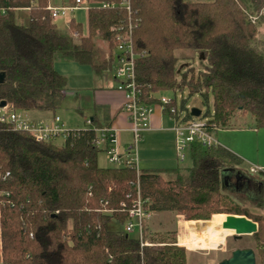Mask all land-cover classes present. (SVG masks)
Here are the masks:
<instances>
[{
  "label": "trees",
  "instance_id": "16d2710c",
  "mask_svg": "<svg viewBox=\"0 0 264 264\" xmlns=\"http://www.w3.org/2000/svg\"><path fill=\"white\" fill-rule=\"evenodd\" d=\"M96 1L116 6L91 7L86 26L72 17L69 30L75 38L57 30L48 9L51 0H0V73L5 74L0 102L55 113L68 86L55 68L56 58H71L103 75L115 62L116 27L132 21L136 80L144 102L157 103L154 92L187 88L205 102L211 93L214 111L205 115L218 127H228L240 113L264 128V37L259 35L264 12L261 22L250 17L264 10V0H129L130 13L124 0ZM98 41L104 43V55ZM196 56L204 69L197 76L193 67L179 74V61L193 62ZM185 104L184 99L182 109ZM164 112L170 114V107ZM98 123L95 116L92 124ZM96 136L94 128L81 129L57 145L0 122V168L4 175L9 172L0 181L13 202L2 215L4 264H187L188 249L176 233L147 234L151 244L142 247L137 233L122 230L126 213L121 204H130V193L136 195L137 174L128 167L100 165ZM190 156L189 167L141 171L147 207L175 211L187 221L246 215L258 223L252 236L264 264V213L222 188V167L240 160L220 146L208 149L200 143L192 145ZM200 231L194 243H202Z\"/></svg>",
  "mask_w": 264,
  "mask_h": 264
},
{
  "label": "built area",
  "instance_id": "2783aa9c",
  "mask_svg": "<svg viewBox=\"0 0 264 264\" xmlns=\"http://www.w3.org/2000/svg\"><path fill=\"white\" fill-rule=\"evenodd\" d=\"M59 3L50 2L48 9L52 20L60 17H68L71 12L78 9L88 10L91 7L109 8L116 6L115 2L96 1V0H57ZM122 5L126 6L128 12H131L129 0H124ZM253 22H256L257 16H250ZM135 24L131 21L128 24H122L116 27V49L115 62L110 75L117 80V88L125 94L123 111L126 112L131 124L132 141L122 147L117 134L110 127L94 128L97 136L94 143L105 151L108 162L116 167H128L136 171L137 181L135 186L137 193L128 195L130 204L122 202V210L126 213L124 221V231L128 234L137 233L141 246L151 244L145 239L146 222L152 214V210L147 207L150 204L149 198H143L140 184V160L138 154V144L143 134L152 127V115L156 106H160L163 111L170 107V116L174 122L172 130L175 134L176 155L180 163L185 162L193 144L200 143L204 148L221 146L216 133L220 129L211 120L212 116H206L201 113L194 116L191 108L182 109L177 106V97L170 96L162 92L151 94L157 99V103H146L141 98V89L136 80V58L137 54L133 46V31ZM73 37H78L77 33H72ZM176 101V106H171L172 101ZM0 122L10 123L15 129L31 133L37 140L45 142H54L57 138H63L64 142L76 130L69 129L63 116L56 111L51 121L35 122L32 120L28 111L16 109L10 104L1 106L0 104ZM90 124V122L88 121ZM253 173L263 171L260 167H251ZM9 172L5 175L1 172L0 180H5ZM13 204L11 193L1 186L0 181V264L3 263V249L5 244V235L3 228V209Z\"/></svg>",
  "mask_w": 264,
  "mask_h": 264
},
{
  "label": "crops",
  "instance_id": "0c3cea01",
  "mask_svg": "<svg viewBox=\"0 0 264 264\" xmlns=\"http://www.w3.org/2000/svg\"><path fill=\"white\" fill-rule=\"evenodd\" d=\"M55 3H59L56 0H51ZM23 13H27V10H23ZM72 17V16H71ZM70 17V18H71ZM22 20H27L26 16L20 17ZM69 19L68 20V28H69ZM56 26L57 19L53 21ZM69 35L72 36V33L69 30ZM78 65L83 79L81 81L80 88L72 87V79L71 75L65 71L64 66L68 65ZM75 63V64H74ZM85 64H80L74 61L71 58L66 57H57L55 60V68L65 75L68 79V86L65 92V96L70 93H77L80 96L85 94L88 97H91L93 101V109L94 114L88 118L86 117L85 125L80 127L77 130L81 129H90V128H105L110 127L113 131L117 134L120 144L122 147L126 146L132 141V133H131V124L126 112L123 111V105L125 102V94L122 90L117 88V80L110 75V71L103 75H98L94 72L93 68H85ZM114 66V64H113ZM112 66V69H113ZM72 85V86H71ZM170 91H163L162 93L168 94ZM169 95V94H168ZM65 96L63 101L65 100ZM176 96V95H174ZM62 108V106L60 107ZM58 108L56 111H58ZM187 108V107H186ZM55 111V112H56ZM29 115L31 116L32 120L35 122H49L52 120L54 113L47 112V111H28ZM97 116L99 120V125L92 124L94 117ZM90 122V124L88 123ZM233 121V119H232ZM231 121L230 125L225 128H220L216 133V136L221 144V148H224L229 153L235 155L239 160L240 163L234 166H223L221 170V182L223 190L228 193L233 199L236 201L250 207L249 203L252 207V210L256 209V211L264 213V173L256 172L253 173L250 171V168L260 167L264 171V161H261L260 158L251 151L250 146L254 145V143L258 145V140L264 138V128H242V127H235L233 122ZM66 126L68 127L66 121ZM173 120L171 116L164 112L160 106H156V109L152 115V127L150 130L146 131L140 142L143 143L142 148L145 149L146 142L155 141L159 145L163 140L160 136H157L153 133H160V134H168L171 135L172 141L175 142V134L172 130L173 127ZM98 126V127H97ZM69 128V127H68ZM245 134V137L243 136ZM257 140H255V138ZM165 137V136H164ZM139 142V143H140ZM174 145V144H173ZM173 148V147H172ZM176 150V147H175ZM138 154L140 164L142 160H145L142 155L139 153V144H138ZM107 160V156H106ZM176 160L178 162L177 167L180 166V162L176 155ZM108 161V160H107ZM109 163V162H108ZM104 167L113 166V165H102ZM141 167V165H140ZM168 168H175V167H164L160 169H146V170H163ZM142 170H145L141 168ZM226 169H231L232 171L229 173L224 174V183L222 181V173ZM237 171V173H236ZM238 175L239 178L237 177ZM162 212H155V214H161ZM153 213V212H152ZM152 216V214H151ZM150 216V217H151ZM180 216V215H178ZM214 217H220L221 223L223 219L222 214H216ZM212 220H209L208 223H211ZM181 221H179L180 223ZM194 220L185 221V228L187 232V236L191 237L193 240L194 236H192L191 227ZM200 222V221H196ZM208 225V224H207ZM207 227V231L202 229L200 235L202 236V243L196 244L198 247H203V249H208L209 247H216L221 245L225 237L227 235L234 234L233 230L224 229L222 226L209 224ZM206 232V233H205ZM209 233H211V238L209 244H206V238L209 237ZM195 234V233H194ZM187 237V238H188ZM195 240V239H194ZM181 245H186L189 250L195 251L198 250L193 247H189L186 239H181Z\"/></svg>",
  "mask_w": 264,
  "mask_h": 264
},
{
  "label": "rangeland",
  "instance_id": "374dc122",
  "mask_svg": "<svg viewBox=\"0 0 264 264\" xmlns=\"http://www.w3.org/2000/svg\"><path fill=\"white\" fill-rule=\"evenodd\" d=\"M55 1V0H54ZM57 1V0H56ZM58 2V1H57ZM264 10H262L258 14H253V16H257L256 22H261V16L263 14ZM252 15V14H251ZM75 17L77 21L81 22L84 26L87 25L88 22V12L85 9H78L74 12H71L68 17H60L57 18V30L62 35H69V28H68V20L70 17ZM71 17V18H72ZM27 18V17H26ZM70 18V19H71ZM21 22H26V20L20 19ZM70 21V20H69ZM259 35L261 37H264V23H261L259 25ZM98 46L100 47L101 55L105 54V47L104 43L101 41H98ZM188 62V63H186ZM185 60L179 61L177 64L178 72L179 74L184 72L190 67H193L195 74L197 76V73L200 72V70L204 69V62L199 58V56H196L193 62H189ZM72 65L64 66L65 71L68 72V74L71 75V81L73 83L72 87L80 88L79 85H81V81L83 79L82 73L78 67V65ZM75 64V63H74ZM85 68H91L89 65H84ZM170 96L176 95L177 97V106L181 108L182 102L185 99L186 100V107L187 108H194L197 107L202 110V114L205 115L207 110L209 109L210 112L214 111L213 106V95L210 93L208 102L204 101L203 96L200 93H196L192 96H190L189 89L185 88L182 91H177L176 93L170 91L168 92ZM62 108L58 110V112L63 116L64 120L66 121L69 129H79L80 127H83L85 125L86 117H91L94 114L93 109V101L91 97H88V95H79L77 93H70L65 96V100H62L61 104ZM232 121V120H231ZM230 121V123H231ZM233 125L235 127H246V128H253L255 129V122L253 118L250 115H243V114H237L233 117ZM230 125V124H229ZM157 136H160V138L163 140V142L160 143V145L155 141H148L146 142L145 149L142 148L143 143H139V153L142 155V157H145V160L141 161V168L143 169H160L164 167H177V160H176V150H175V142L172 141L173 138H171V135L168 134H160V133H153ZM165 136V137H164ZM245 137V134L243 135ZM254 137V136H253ZM255 138V137H254ZM255 140H257L255 138ZM53 143L57 145H62L64 143L63 138H57ZM174 144V145H173ZM173 147V148H172ZM251 151L256 154L261 161H264V138L258 140L256 144L250 146ZM99 163L100 165H110L108 161L106 160V153L104 150H101L99 152ZM193 163L192 157L190 154H188L187 159L185 162L181 163V168L189 167ZM233 165H237L236 162H232ZM250 207L251 204L249 203ZM253 211H256V209H253ZM261 213V212H260ZM178 214L175 211H164L161 214H155V211H153L152 216L147 220L146 222V228L147 231L145 232V236L152 235L156 232L160 233H176L178 243H181V239H186V242L188 243L189 247L196 248L198 250L192 251L189 250L186 245H183L187 247V264H218L221 260L228 258L231 256L232 251L236 248H246L251 247L256 250V243L254 241V238L251 234L248 235H242L239 238H235L234 234L227 235L225 237L224 242L221 245H218L216 247H209L208 249H203V247H198L194 244V238L193 240L191 237L187 236L186 228H185V217L182 215L178 216ZM216 215V214H215ZM214 219V215L211 219ZM209 220H194L191 227L192 236H194V233H198L200 230L205 229L207 231V227H204L208 224ZM179 221H181L179 223ZM191 221V220H188ZM196 221H200L199 223ZM124 230V226L122 228ZM203 232V231H201ZM206 233V232H205ZM188 237V238H187ZM199 244V243H196ZM181 245V244H180ZM257 252V251H256ZM257 264H261V259L259 255L257 254Z\"/></svg>",
  "mask_w": 264,
  "mask_h": 264
},
{
  "label": "water",
  "instance_id": "95a60500",
  "mask_svg": "<svg viewBox=\"0 0 264 264\" xmlns=\"http://www.w3.org/2000/svg\"><path fill=\"white\" fill-rule=\"evenodd\" d=\"M5 77L4 73H0V81H3ZM1 106H5L7 102L5 100L0 102ZM192 115L199 116L202 110L194 107L191 110ZM231 169H226L222 173V181L224 183V174L231 172ZM237 173V171H236ZM240 175L237 177L239 178ZM222 228L230 229L234 231V237L239 238L242 235H253L258 231V223L247 217L246 215L238 214H225L222 219ZM218 264H257V252L254 248H236L232 251L230 257L221 260Z\"/></svg>",
  "mask_w": 264,
  "mask_h": 264
},
{
  "label": "bare ground",
  "instance_id": "6f19581e",
  "mask_svg": "<svg viewBox=\"0 0 264 264\" xmlns=\"http://www.w3.org/2000/svg\"><path fill=\"white\" fill-rule=\"evenodd\" d=\"M218 223H219V226L221 227L222 223H221L220 217H214V219H212L211 223H208V225L209 224L217 225ZM209 234H210L209 237L206 238V244H209V241H210V238H211V233H209Z\"/></svg>",
  "mask_w": 264,
  "mask_h": 264
}]
</instances>
